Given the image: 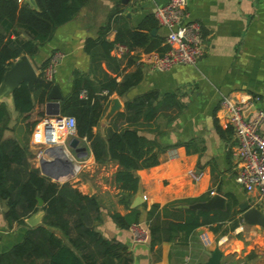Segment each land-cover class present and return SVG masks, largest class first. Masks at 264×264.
<instances>
[{
  "label": "crops",
  "instance_id": "crops-1",
  "mask_svg": "<svg viewBox=\"0 0 264 264\" xmlns=\"http://www.w3.org/2000/svg\"><path fill=\"white\" fill-rule=\"evenodd\" d=\"M166 3L167 0H89L73 20L56 29L52 39L34 58L28 56L40 75V67L49 62L52 55L61 53L53 81L63 98L71 93L76 74L90 78L98 86L104 74L122 82L127 74L142 73L135 87L123 96L113 93L105 103L102 118L94 127V131L102 135L110 129L130 127L117 117L125 112L127 101L150 92L176 97L177 103L172 108L160 109L154 120L140 119L136 124L141 135L164 148L159 153L158 165L136 171L139 178L137 192H125L118 187L115 181L118 165L113 162L97 164L87 140L80 143L87 147V166L78 179L70 183L83 193L98 198L101 218L95 223L96 230L104 238L123 244L128 250L130 264H204L217 248L222 252V264H264V229L245 223L240 209L244 203L258 204L261 209L264 204L257 203L256 194L247 192L236 180L238 163L233 155L234 130L223 120L220 109L223 97L229 94L239 98L258 96L260 100L255 103V108L264 109V0H189V19L200 24L205 41V53L196 65H177L169 71H157L149 63L150 55L157 52L146 53L142 48L129 50L126 45L115 43L110 55L119 61L117 72L111 63L105 59L94 60L87 51V42L97 40L105 26H110L105 39L113 43L123 18L136 29L148 15H154L157 6ZM152 33L163 38V45H166L165 28L158 23L157 30ZM120 45L128 51L119 54ZM115 99L120 106L109 114ZM6 104L10 123L5 137L16 138L34 154L27 120L15 110L13 99ZM45 104L41 107L44 117L47 116ZM39 112L36 105L30 121L38 120L36 113ZM59 157L60 154L55 160ZM31 161L43 174L41 166ZM191 171L202 172V178L194 181ZM213 194L225 196L228 202L229 196L233 195L238 201L239 223L234 229L232 221L223 223L218 231L203 226L187 240L178 234L172 241L153 246L150 240L134 242L130 228H121L113 218L120 214L133 222L138 211L139 222L147 225L148 211L155 204L164 207L187 199L209 198ZM186 205L190 204H181L183 208ZM5 210V205L0 202V253L8 251L22 239L28 228L42 224L43 219V211H39L36 213L40 220L37 225H30L27 219L26 225L10 227L4 217ZM172 211L170 207L168 212ZM213 226L217 227V224Z\"/></svg>",
  "mask_w": 264,
  "mask_h": 264
},
{
  "label": "trees",
  "instance_id": "trees-1",
  "mask_svg": "<svg viewBox=\"0 0 264 264\" xmlns=\"http://www.w3.org/2000/svg\"><path fill=\"white\" fill-rule=\"evenodd\" d=\"M89 0H36L33 6L28 0H0V85L7 68L23 55L34 58L49 42L56 29L73 20ZM118 26L115 42L105 39L110 26H105L97 40L90 39L86 49L93 59H105L118 72L120 64L111 57L115 43L126 45L129 50L142 48L146 53L164 55L169 47L163 38L154 35L158 23L154 15H148L135 29L123 18ZM100 49L97 53L96 50ZM48 65L45 62L40 69ZM115 65L117 68H115ZM140 71L124 76L122 82L104 74L98 86L90 78L75 75L71 93L61 101V114L74 116L77 136L86 138L99 165L109 162L118 165L115 181L125 192L135 193L139 187L136 171L159 164V153L164 148L140 134L136 124L140 119L150 122L157 118L160 109L175 105L173 94L160 95L150 92L126 103L125 112L118 118L130 127L110 129L105 135L95 132L103 115L105 103L113 93L126 94L141 80ZM54 81H48L41 72L31 92L23 82L12 95L15 110L27 120V128L33 132L44 118L41 107L47 102ZM84 93V94H83ZM39 106L38 120L30 121ZM10 113L6 101L0 102V202L6 207L5 220L13 224L26 225V220L43 211L42 224L28 228L22 239L8 251L0 253V264H130L127 248L118 241L104 238L96 230L95 223L101 218V206L96 196H89L69 181L59 183L43 175L32 163L29 147L16 138L5 137L9 130ZM158 146V150H155ZM39 198L43 206H39ZM208 196L187 199L180 203L160 207L155 204L148 211L147 226L151 245L172 241L181 234L187 240L197 229L211 226L218 231L225 222L232 221L234 229L237 219L238 201L229 196L226 210H191L181 204L204 201ZM172 212H168L169 208ZM133 222L120 214L114 220L123 229L139 222V212ZM217 224V227L213 225ZM60 233V234H58Z\"/></svg>",
  "mask_w": 264,
  "mask_h": 264
},
{
  "label": "built area",
  "instance_id": "built-area-1",
  "mask_svg": "<svg viewBox=\"0 0 264 264\" xmlns=\"http://www.w3.org/2000/svg\"><path fill=\"white\" fill-rule=\"evenodd\" d=\"M188 1L167 0L166 4L155 8L156 20L167 31L165 44L169 49L164 55H150L149 63L152 69L164 72L177 65H196L204 55L205 41L201 26L197 21L189 19ZM126 51L128 49L125 46L118 47L119 54ZM61 59V53H55L41 71L48 81L54 80ZM259 100L258 96L239 98L229 94L223 97L220 109L223 120L234 130L236 143L233 155L238 163L236 180L247 192L256 194L257 203L264 204V109L255 108V103ZM75 137L78 138L74 116L59 114L44 117L32 132L35 146L32 160L40 165L44 158L55 159L60 154L74 163L73 175L61 182L76 181L87 166V154L82 153L79 157L69 147V142ZM81 140L86 138L80 139V143ZM190 176L194 181H198L203 173L191 171ZM257 206L259 205L256 204ZM261 210L264 211V208ZM130 233L134 242L149 241V229L143 223H133Z\"/></svg>",
  "mask_w": 264,
  "mask_h": 264
},
{
  "label": "water",
  "instance_id": "water-1",
  "mask_svg": "<svg viewBox=\"0 0 264 264\" xmlns=\"http://www.w3.org/2000/svg\"><path fill=\"white\" fill-rule=\"evenodd\" d=\"M33 6H36L35 0H29ZM39 75L27 55L21 56L12 65L7 68L4 79L0 85V102L9 101L12 99L13 92L23 83L27 82L31 92L34 91V85ZM63 95L60 92L58 85H53L48 94V102L45 104L47 116H56L61 114V101ZM110 113L112 114L119 108V101L115 99L112 102ZM69 147L77 153L80 157L87 154V147L80 146V139L75 137L69 142ZM41 170L43 174L54 178L58 181H66L73 175L74 163L66 157H59L58 159L44 158L41 161ZM39 206H43V201L39 198ZM228 206V199L221 194H213L207 200L198 201L186 208L191 210H226ZM242 211V219L245 223L250 225H257L264 229V211L256 206H250L248 203L240 205ZM44 214V212H43ZM40 220L37 219L36 214H32L28 218V223L32 226L38 224ZM222 252L219 248L215 249L208 262L204 264H222Z\"/></svg>",
  "mask_w": 264,
  "mask_h": 264
}]
</instances>
